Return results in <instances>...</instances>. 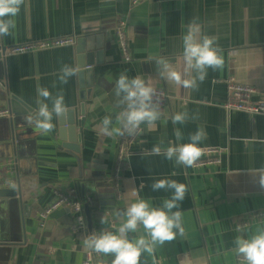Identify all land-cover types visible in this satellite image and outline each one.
Masks as SVG:
<instances>
[{"label":"crops","instance_id":"1","mask_svg":"<svg viewBox=\"0 0 264 264\" xmlns=\"http://www.w3.org/2000/svg\"><path fill=\"white\" fill-rule=\"evenodd\" d=\"M131 2L25 0L13 18L16 27L12 34L0 38L1 48L8 42L63 36L75 40L89 35L109 37V43L102 41L108 47L103 55L106 69L85 102L83 127L79 131L77 115L70 126L65 115L61 117L64 127L71 129L69 143L76 145L80 134L78 153L57 148L45 132L26 122L30 113L18 102L14 108L12 102L17 96L21 102L37 103L43 100L38 89L47 88L53 97L63 90L67 111L72 109V77L67 84L59 81L55 51L37 50L2 61L0 108L8 109L11 116L0 119V180L12 178L16 187L14 191L0 189V264H86L91 252L84 244L90 234L86 226L75 227L73 214L65 208L52 212L43 226L37 215L57 195L73 191L80 199L83 175L94 166L105 168L103 178L92 180L105 185L95 195L106 203L105 209L99 210L98 205L91 210L92 232L97 234L101 230L115 233L126 220V209L137 199H148L153 207H160L170 198L172 190H152L155 181L176 180L188 187L180 207L173 209L183 213V235L157 244L151 255L143 253L140 264H246L235 252V239H248L264 230V187L256 171L264 167V116L224 108L228 78L252 87L253 102L264 96V0H152L134 6ZM192 18H197L201 35L218 38L224 59L222 68L207 70L197 90L161 75L156 62L167 60L182 79L190 78L184 74L182 38ZM119 21L125 22L128 62L122 60L115 41ZM125 70L130 78L140 76L165 91L164 115L154 128L141 124L134 137L105 135L100 125L106 115L111 116L112 127L120 126L116 118L123 106H118L120 98L114 88ZM44 102L52 107L51 99ZM182 111L198 118L173 124V115ZM198 128L206 132L199 147L221 150L220 163L185 167L175 158H165L169 143H189V136ZM177 129L182 135L179 140ZM154 145H160L159 155L151 151ZM120 146L123 154L118 163ZM117 166L118 198L114 187ZM91 198L94 196L87 194L88 202ZM103 215L106 224L100 223ZM141 235H145L142 225L128 233V238ZM112 259L100 254L92 264L104 260L111 264Z\"/></svg>","mask_w":264,"mask_h":264},{"label":"clouds","instance_id":"2","mask_svg":"<svg viewBox=\"0 0 264 264\" xmlns=\"http://www.w3.org/2000/svg\"><path fill=\"white\" fill-rule=\"evenodd\" d=\"M24 3L25 0H0V36L12 34V30L16 27L13 18ZM200 33L201 27L197 23V18H192L187 33L182 38L184 74L190 78L182 79L181 73L175 70L169 61L164 59L156 61L160 66L161 75L193 90H197L199 83L205 80L209 68L216 70L222 68L224 64L223 49L217 42L218 38ZM76 71L69 65H63L59 73V81L67 84L69 78L76 75ZM114 90L116 96L120 98L117 102L118 106H123V110L116 118L120 126L112 127V118L106 115L100 125L105 135H135L141 124L154 128L156 122L164 115L156 90L140 76L130 78L127 70L122 71L115 82ZM38 96L43 98L37 101L38 110L28 114L25 120L29 124H34L37 131L49 132L54 128L53 116L60 117L67 113L63 90L53 97L47 88H40ZM49 99L52 101L51 108L44 102ZM190 118L198 117L196 115L190 117L187 111L178 112L173 115L172 123L184 124ZM175 136L178 140L182 138L179 129L175 131ZM204 139L206 132L203 128H198L189 136V143L179 145L169 143L164 152L165 158L168 160L175 158L178 165L192 167L203 154L199 144ZM151 151L159 155L160 145H154ZM256 171L259 174V184L264 187V167ZM151 188L153 191L172 190V195L164 199L160 207H153L148 199H137L126 209L124 214L126 220L115 233L101 230L98 234H89L84 240L85 246L105 257L113 256L111 264H140L143 253L151 255L157 244L164 245L165 242L174 240L178 234L183 235L184 229L181 223L183 213L173 209H178L179 202L185 199L187 185L176 180L159 179L151 184ZM100 223H108L106 215L101 217ZM140 225L143 226L145 235L130 240L128 233L136 232ZM234 243L236 254L242 257L246 264H264V230H258L248 239L237 237ZM98 264H107V261H99Z\"/></svg>","mask_w":264,"mask_h":264},{"label":"water","instance_id":"3","mask_svg":"<svg viewBox=\"0 0 264 264\" xmlns=\"http://www.w3.org/2000/svg\"><path fill=\"white\" fill-rule=\"evenodd\" d=\"M0 38L3 39L4 36H0ZM103 40H105L106 43H109V37L107 35H104L103 38H101L100 35H89L76 39L75 43L71 46L51 50L52 52L55 51V65L58 72H60L63 65H69L77 70L76 75L71 78V83L73 85V98L75 97V103L73 104L72 109H69V111H67L65 117L66 121L68 122L67 126H70L73 122V116H79V131L83 127L85 102L90 99L93 85L96 84L98 76H101L103 71L106 69L103 67V55L108 47L102 44ZM49 51L50 50H48V52ZM4 60L5 58L1 57L0 55V71L2 70V61ZM12 100L14 108L16 105H18V102L25 108L27 113H35L38 110L36 102H21L17 96H13ZM61 117L62 116H55V129L45 133L57 148H63L78 153V145L81 143L80 134L76 136V145H74L73 143H69L68 138L71 133V129L67 130V128L64 127L66 122L63 123ZM90 170L91 171H86L83 175L85 179H83L84 182L80 183L79 185V194L80 201L83 204L85 226L87 231L92 234L91 210L93 209H91L88 205L86 196L87 194L93 195L95 200L97 201V205L101 206L99 210L105 209L104 206H106V203H103V201H100V199L96 197L97 189L102 188L105 185L100 182L92 181L103 178L105 168L94 166L91 167ZM111 175H113V173H111ZM14 188H10L9 190L14 191ZM110 206L112 208L113 203H110ZM65 210L70 213L69 209Z\"/></svg>","mask_w":264,"mask_h":264},{"label":"built area","instance_id":"4","mask_svg":"<svg viewBox=\"0 0 264 264\" xmlns=\"http://www.w3.org/2000/svg\"><path fill=\"white\" fill-rule=\"evenodd\" d=\"M141 1H152V0H132L131 5L134 6L139 4ZM154 1V0H153ZM156 1H178V0H156ZM125 22L119 21L117 23L115 29V41L116 45L119 49L121 54V58L124 62H128L130 57L126 46V39H125ZM75 43L74 36H63L57 38H45L39 39L34 41H27L21 43H3L0 49V55L3 58L12 57L17 55L29 54L37 50H52L62 47L71 46ZM147 84L150 85L148 80L145 81ZM151 86V85H150ZM156 90L157 97L160 101V107L163 111L166 103H167V94L163 89L156 88L151 86ZM226 89L228 93V101L225 104L224 108L228 111H237V112H245L254 115H262L264 116V96L257 102L252 101V97L255 94V90L248 86L241 83H238L233 78H228L226 80ZM11 116L10 111L6 108H0V119L2 118H9ZM136 136L133 135V137ZM203 154L196 162L195 166L202 167V166H209L213 164L220 163V154L221 150L214 149V148H202ZM123 148L120 146L119 151V158L118 163L122 159ZM120 171V168L117 166L115 168V176H114V187L117 192V198L120 194L119 189V178L117 173ZM15 180L12 178L0 180V189H10L14 188ZM69 209L70 213L74 216L75 227L79 229H83L85 227V219L83 214V204L81 203L78 196L73 192H69L67 194H60L57 195L54 200L44 209L42 210L37 216L38 220L41 222V226H43V221L54 211L59 209ZM100 257V254L95 253L91 250L87 254L86 257V264H92L93 261ZM241 262L246 261L244 259H240Z\"/></svg>","mask_w":264,"mask_h":264},{"label":"trees","instance_id":"5","mask_svg":"<svg viewBox=\"0 0 264 264\" xmlns=\"http://www.w3.org/2000/svg\"><path fill=\"white\" fill-rule=\"evenodd\" d=\"M76 189V187H73V189ZM88 205L90 206L91 209H95L97 205V201L95 198H91V200L88 202Z\"/></svg>","mask_w":264,"mask_h":264}]
</instances>
